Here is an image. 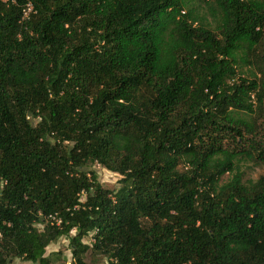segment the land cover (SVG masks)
Segmentation results:
<instances>
[{"label":"trees","instance_id":"trees-1","mask_svg":"<svg viewBox=\"0 0 264 264\" xmlns=\"http://www.w3.org/2000/svg\"><path fill=\"white\" fill-rule=\"evenodd\" d=\"M263 114L264 0H0V264H264Z\"/></svg>","mask_w":264,"mask_h":264},{"label":"rangeland","instance_id":"rangeland-1","mask_svg":"<svg viewBox=\"0 0 264 264\" xmlns=\"http://www.w3.org/2000/svg\"><path fill=\"white\" fill-rule=\"evenodd\" d=\"M189 9L191 10V14L194 16H202L203 13L207 12L205 4L201 1L198 4L192 2L189 5ZM246 72L248 73V71ZM259 121L261 129L264 130V114L260 117ZM92 168L97 171L98 178L104 186L109 188H115L120 185L118 181L121 175L119 173L113 172L100 165L99 163L92 164ZM244 169L246 173V178L256 179L258 176L264 173V165H255L251 162L245 163ZM84 198L85 196H83V199ZM38 227L40 228L41 225L38 224ZM74 232L75 230H73L72 233ZM84 241L89 243L93 242V233H91L88 237H85ZM54 251H58V254L55 256V259H57L58 264H71L73 257L69 238L66 235L61 236L57 241L48 245L46 254H50ZM106 260V257H104L102 254L92 255L91 252H87L85 256V261L87 262V264H104ZM7 264H32V262L25 261L24 259L18 257H14L10 258Z\"/></svg>","mask_w":264,"mask_h":264},{"label":"built area","instance_id":"built-area-1","mask_svg":"<svg viewBox=\"0 0 264 264\" xmlns=\"http://www.w3.org/2000/svg\"><path fill=\"white\" fill-rule=\"evenodd\" d=\"M5 3H10L13 2L15 3L16 0H2ZM33 10V4L31 1L26 2V4L23 7V18L28 17L30 12ZM45 221L51 223V224H57L60 225L62 222V218L59 215V213L54 212V213H49L44 216Z\"/></svg>","mask_w":264,"mask_h":264}]
</instances>
